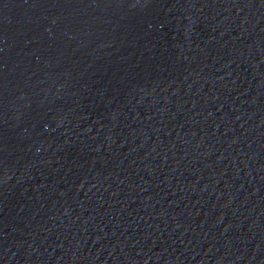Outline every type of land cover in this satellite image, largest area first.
<instances>
[{
    "label": "water",
    "instance_id": "95a60500",
    "mask_svg": "<svg viewBox=\"0 0 264 264\" xmlns=\"http://www.w3.org/2000/svg\"><path fill=\"white\" fill-rule=\"evenodd\" d=\"M0 264H264V0H0Z\"/></svg>",
    "mask_w": 264,
    "mask_h": 264
}]
</instances>
